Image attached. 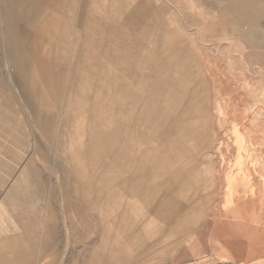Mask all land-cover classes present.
Segmentation results:
<instances>
[{"label":"rangeland","instance_id":"374dc122","mask_svg":"<svg viewBox=\"0 0 264 264\" xmlns=\"http://www.w3.org/2000/svg\"><path fill=\"white\" fill-rule=\"evenodd\" d=\"M167 1L157 78H76L74 30L46 62L2 42L0 264H264V0Z\"/></svg>","mask_w":264,"mask_h":264},{"label":"crops","instance_id":"0c3cea01","mask_svg":"<svg viewBox=\"0 0 264 264\" xmlns=\"http://www.w3.org/2000/svg\"><path fill=\"white\" fill-rule=\"evenodd\" d=\"M161 1V6L157 7L155 0H84L81 6L89 9L79 12L76 22V0H0V46L3 41L6 42L3 45L4 53L15 66L51 61L44 57L48 53L44 51V56H40L37 49L51 46L62 56L60 51L65 45L64 32L74 30L76 78L107 79L119 73L117 76L122 79H138V75L133 74L132 64L140 67L148 65L150 73L155 72L157 78L160 70L153 67L154 62H159V57L165 56V49L171 40L184 41L180 33L165 26L163 29L161 27L159 34L161 46L154 45V24L159 25L160 17L164 14H173L171 10L174 11L177 5L169 8L167 0ZM173 1L177 3V0ZM192 3L190 6H194L196 1L192 0ZM189 15L192 18L193 14ZM172 21L164 22L169 24ZM188 34L192 36V32ZM54 40L58 42L55 44ZM139 78H146V75ZM135 89L132 94L142 93L140 88ZM233 190L238 191L236 199L244 198L245 206H252L253 202L258 203L259 200L262 203L263 190L253 189L252 184H246L244 196L239 193L242 191L240 188ZM228 229L232 228L223 229L226 231V235H223L225 239H230ZM230 241L228 246L232 247V239Z\"/></svg>","mask_w":264,"mask_h":264},{"label":"bare ground","instance_id":"6f19581e","mask_svg":"<svg viewBox=\"0 0 264 264\" xmlns=\"http://www.w3.org/2000/svg\"><path fill=\"white\" fill-rule=\"evenodd\" d=\"M233 192V191H232ZM189 208V207H188Z\"/></svg>","mask_w":264,"mask_h":264}]
</instances>
